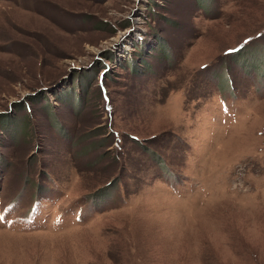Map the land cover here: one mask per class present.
Here are the masks:
<instances>
[{
	"label": "rangeland",
	"instance_id": "374dc122",
	"mask_svg": "<svg viewBox=\"0 0 264 264\" xmlns=\"http://www.w3.org/2000/svg\"><path fill=\"white\" fill-rule=\"evenodd\" d=\"M0 264H264V0H0Z\"/></svg>",
	"mask_w": 264,
	"mask_h": 264
},
{
	"label": "snow or ice",
	"instance_id": "6c2138e0",
	"mask_svg": "<svg viewBox=\"0 0 264 264\" xmlns=\"http://www.w3.org/2000/svg\"><path fill=\"white\" fill-rule=\"evenodd\" d=\"M245 43H247V41ZM230 51H232V50H230Z\"/></svg>",
	"mask_w": 264,
	"mask_h": 264
}]
</instances>
